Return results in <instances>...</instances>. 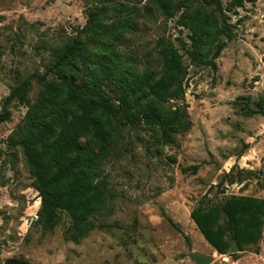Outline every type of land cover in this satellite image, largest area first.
<instances>
[{
    "label": "rangeland",
    "instance_id": "rangeland-1",
    "mask_svg": "<svg viewBox=\"0 0 264 264\" xmlns=\"http://www.w3.org/2000/svg\"><path fill=\"white\" fill-rule=\"evenodd\" d=\"M119 1L128 6L120 15L137 31L97 40L85 27L89 12L102 4L98 0H0V112L24 80L31 79L32 105L43 88L36 75L58 81L56 59L69 42L77 41L78 49L68 71L78 83L102 79L101 88L113 100L120 88L112 75L117 71L108 67L134 76L148 69L160 74L163 56L174 45L186 66V94L167 97L165 106L186 107V130L168 141L158 127L143 122L109 137L103 170L112 197L92 217L99 227L78 237L67 212L50 229L39 219L41 197L22 148L14 144L30 106L14 101L10 119L0 123V264L11 257L32 264H197L192 252L212 256L210 264H264V228L257 244L221 254L191 216L206 195L212 203L230 195L264 199V115L247 117L236 104L243 98L252 108L264 105V0L245 1L243 7L221 0L223 13L208 0H196L172 16L150 0ZM146 6L153 12L145 13ZM204 14L220 25L226 21L234 33L215 67L187 52L207 47L205 38L195 42V29L184 23L199 27ZM195 165L196 173L185 171Z\"/></svg>",
    "mask_w": 264,
    "mask_h": 264
},
{
    "label": "trees",
    "instance_id": "trees-1",
    "mask_svg": "<svg viewBox=\"0 0 264 264\" xmlns=\"http://www.w3.org/2000/svg\"><path fill=\"white\" fill-rule=\"evenodd\" d=\"M102 2L89 12L85 31L91 38L114 39L116 34L136 32L137 26L120 12L128 6L119 0H98ZM166 16H172L176 8L189 7L196 0H150ZM245 1L232 0L234 7H243ZM114 3V5H112ZM216 10L223 13L221 0H208ZM136 14L141 9H133ZM145 13L153 12L151 7ZM224 15V14H223ZM117 18L116 23L108 19ZM197 19L198 17L195 16ZM199 19V18H198ZM187 26L195 29V42L205 38L207 47L203 52L196 48L187 52L205 66H216L215 59L234 39V33L224 21L220 25L207 14L199 19V27L185 20ZM225 35L227 40L221 39ZM78 42H69L59 51L55 67L58 81H49L45 75H36L42 85L39 98L31 104L29 93L31 79L14 86L5 98L0 112V123L10 119V105L20 101L30 106L23 123L16 129L14 144L20 146L26 157L34 184L41 197L39 219L47 228H53L60 221V212H67L71 218L70 228L75 236L81 237L99 227L92 218L112 197L103 166L111 151L109 137L117 135L125 125L145 123L158 127L166 140L186 130V107L165 106L167 97L180 99L186 94L183 80L186 66L183 54L171 45L163 56L162 72L146 70L135 76L127 70H118L117 65L108 67L120 88V95L113 100L101 88V80L89 77L87 82L78 83L73 73L71 60L76 57ZM79 70V68H78ZM236 101L247 117L264 115V105L252 108L249 101ZM84 139H87L83 141ZM250 147L249 144L245 148ZM198 165L185 171L196 173ZM191 216L207 241L221 254L229 253L236 242L240 251L251 244H257L263 235L264 199L247 195H230L215 203L203 197ZM173 222L171 219H169ZM178 228V225H175ZM236 255V254H232ZM5 264H32L23 257H11Z\"/></svg>",
    "mask_w": 264,
    "mask_h": 264
},
{
    "label": "water",
    "instance_id": "water-1",
    "mask_svg": "<svg viewBox=\"0 0 264 264\" xmlns=\"http://www.w3.org/2000/svg\"><path fill=\"white\" fill-rule=\"evenodd\" d=\"M229 252L231 254H234L238 252V247L236 242H233L231 244ZM191 258L197 263V264H210L213 261V257L210 255H205L199 252H192L191 253Z\"/></svg>",
    "mask_w": 264,
    "mask_h": 264
}]
</instances>
